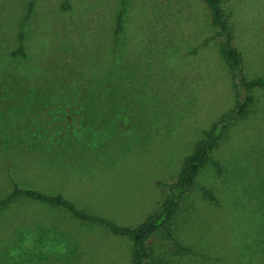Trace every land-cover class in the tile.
I'll return each instance as SVG.
<instances>
[{
    "label": "rangeland",
    "instance_id": "1",
    "mask_svg": "<svg viewBox=\"0 0 264 264\" xmlns=\"http://www.w3.org/2000/svg\"><path fill=\"white\" fill-rule=\"evenodd\" d=\"M0 0V197L24 187L139 223L235 92L204 0ZM249 78L264 76V0H226ZM121 29L116 33L117 19ZM213 153L176 219L199 253L172 264H264V89ZM202 186L213 189L214 203ZM131 242L68 210H0V264H130Z\"/></svg>",
    "mask_w": 264,
    "mask_h": 264
},
{
    "label": "trees",
    "instance_id": "2",
    "mask_svg": "<svg viewBox=\"0 0 264 264\" xmlns=\"http://www.w3.org/2000/svg\"><path fill=\"white\" fill-rule=\"evenodd\" d=\"M216 28L215 37H219V51L226 62L235 92L232 108L221 114L208 128L204 130V138L199 145L187 154L180 166L176 177L172 180L157 179L155 184L162 190L159 203L148 211L137 224H123L107 216L85 211L63 193H48L32 187L19 185L12 181V188L0 197V210L12 206L20 200H28L39 204L59 206L68 210L75 218L89 224H98L115 236L127 238L132 244L130 264H172L154 252L151 241L161 237L169 241L176 254L197 255L199 252L185 244L177 235L175 224L178 214L187 201L191 191L198 184V175L207 163H214L219 170L222 166L213 153L228 137L231 128L238 120L245 118L255 102V90L264 89V76L249 78L243 53L234 44L233 29L225 16L224 2L226 0H204ZM35 0H31L24 19L19 28V48L16 54L25 53V25L34 10ZM70 0H65L69 5ZM121 29V16H118L116 33ZM206 198L218 203V198L212 188L202 186Z\"/></svg>",
    "mask_w": 264,
    "mask_h": 264
}]
</instances>
